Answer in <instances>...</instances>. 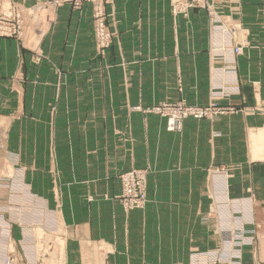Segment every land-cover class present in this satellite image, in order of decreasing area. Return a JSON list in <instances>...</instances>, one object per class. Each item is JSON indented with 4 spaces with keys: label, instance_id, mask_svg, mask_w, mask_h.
Here are the masks:
<instances>
[{
    "label": "crops",
    "instance_id": "0c3cea01",
    "mask_svg": "<svg viewBox=\"0 0 264 264\" xmlns=\"http://www.w3.org/2000/svg\"><path fill=\"white\" fill-rule=\"evenodd\" d=\"M14 1L31 6L45 0ZM209 1L226 23L241 27L232 33L231 42L242 44V50L236 57L235 74L228 75L235 81L230 88L236 94L225 101L264 108V10L260 0ZM113 12L118 38L110 53L117 66L109 72L108 82L102 62L93 58L89 5L80 11L69 4L55 8L36 50L0 38V171L10 166L15 179L29 186L28 195L48 211L61 204L64 264H188L192 251L216 249L215 219L203 224L200 218L215 203L206 170L224 166L229 175L225 200L220 198V202L228 203L230 210L247 205L252 219L245 230L254 240L241 249L242 262L264 264V111L239 112L212 122L185 121L180 162L166 170L155 166L147 178L145 208L127 213L98 195L117 194L119 183L117 179L100 180L111 171L101 158L94 166L82 158L91 133L83 131L81 138L71 131L54 138L41 136L51 132L52 125L55 131L58 125H69L71 130L72 125L101 124L105 116L116 117L118 123L120 109L137 102L130 95L133 76H151L159 85L155 90L165 91V96L155 98L177 99L181 93L191 103L207 102L214 81L208 47L217 34L205 10L173 16L169 0H115ZM166 77H175L171 86ZM123 81L129 87L126 95L120 89ZM178 81L181 92L176 90ZM109 88L111 98L105 94ZM40 137L46 141L42 143ZM91 138L98 143L97 134ZM42 155L51 158L42 162ZM58 155L64 158L57 159ZM55 170L68 174L56 190L50 175L46 188H39L37 173ZM89 171L95 175L84 174ZM28 172H35L36 177L31 174L29 179ZM7 201L6 190L0 186V209ZM90 205L94 215L89 214ZM15 231L16 239L21 238L17 229L12 237Z\"/></svg>",
    "mask_w": 264,
    "mask_h": 264
},
{
    "label": "rangeland",
    "instance_id": "374dc122",
    "mask_svg": "<svg viewBox=\"0 0 264 264\" xmlns=\"http://www.w3.org/2000/svg\"><path fill=\"white\" fill-rule=\"evenodd\" d=\"M114 1L45 0L25 6L14 0H0V38H11L22 47L36 50L41 37L53 20L55 8L69 4L72 9L80 11L85 5H89L94 41L93 58L102 62L105 81L108 82L112 78L109 72L117 66L110 53L113 43L118 38L113 12ZM169 8L173 16H185L193 9L205 10L212 29L216 31L217 35L211 37L208 47L214 81L211 82L208 100L205 104L191 103L180 95L181 93L177 99L155 98L154 95L158 94L165 96V91L155 90L159 85L154 83L153 78L146 75L133 76L131 77L133 83L130 95L136 98L137 102L135 105L130 103L127 107L120 109L118 123H116V117L110 119L109 116H105L101 124L72 125L71 130H69V125H58L56 131L52 125L51 132L47 130L41 135L54 138L57 134L63 136V133L71 131L81 138L83 131L87 134L91 133L87 136L88 141L85 140L87 142L84 148L85 154L81 156L87 161L91 160L92 166L100 158L105 168L110 165L111 171L105 172L103 179L100 180L117 179L119 192L111 195L108 193L98 195L104 201L116 202L124 213L145 208L147 178L155 166L166 170L168 166L172 167L180 162L182 156L180 150L184 147L182 133L185 121L212 122L219 117L239 112L251 114L264 111V108L256 105L250 108L225 101L236 94V91L230 88V84L235 81L229 80L228 75L235 71L236 57L242 50V44L232 43L234 42L232 33L240 30L241 27L237 23H226L223 15L209 0H169ZM260 9L264 10V0H260ZM120 65L123 66V61ZM223 75H225V81L222 80ZM166 78L167 85L171 86L175 77ZM177 84L176 90L181 92L179 81ZM108 86L111 85L108 84ZM127 88L129 87L126 81L120 83V89L121 91L125 89V95ZM105 94L111 98V88ZM146 95L152 98L146 99ZM105 110L111 111L110 108H105ZM62 128L65 130L61 131ZM93 134L99 137L98 143L91 138ZM42 137L40 141L43 143L46 140L44 141ZM191 145L192 143L189 142L188 146L191 147ZM48 158L51 157L39 156L42 162H46ZM56 158L63 159L64 157L58 155ZM4 167L0 171V182L7 184H0V186L6 190L8 201L5 202L4 210L0 209L2 212L0 230L5 228L4 236H1L0 231V264H63L64 228L58 213L61 204H54V207L48 208V211L46 205L28 195L29 186L15 179L16 175L10 166ZM31 174L36 177L35 172H28L29 179ZM37 174L40 178L39 188H46L47 175H50L54 190H56L55 186H59L60 179L68 175L57 170ZM84 174L95 175V171ZM206 174L209 191L213 192L215 203H211L208 213L201 216L200 222L206 224L210 221L209 219H215L217 246L209 252L192 251L189 253L188 264H243L241 249L254 240L245 230L246 224L252 223L250 210L247 205H238V208L235 206L230 210L228 203L220 202L222 199L225 200L224 184L227 180L226 176L229 175L226 167H208ZM221 187L222 190L219 193ZM92 197L88 196L90 200ZM89 214H95L91 205ZM211 221L213 223V219ZM14 229L21 233V238L16 239V231L15 238L12 237ZM54 238H57V241Z\"/></svg>",
    "mask_w": 264,
    "mask_h": 264
},
{
    "label": "bare ground",
    "instance_id": "6f19581e",
    "mask_svg": "<svg viewBox=\"0 0 264 264\" xmlns=\"http://www.w3.org/2000/svg\"><path fill=\"white\" fill-rule=\"evenodd\" d=\"M54 239H56V241H57V238H54ZM61 241V240H60ZM58 245V244H57ZM60 246H61V244H60ZM63 249V248H62ZM59 252V251H58ZM60 253V252H59ZM58 253V255L60 256V254ZM61 254H62V252H61ZM64 257V256H63ZM61 258H59V260H60ZM64 259V258H63ZM60 261H62V260H60ZM59 262V261H58ZM64 262V261H63ZM62 264V263H61ZM64 264V263H63Z\"/></svg>",
    "mask_w": 264,
    "mask_h": 264
},
{
    "label": "built area",
    "instance_id": "2783aa9c",
    "mask_svg": "<svg viewBox=\"0 0 264 264\" xmlns=\"http://www.w3.org/2000/svg\"><path fill=\"white\" fill-rule=\"evenodd\" d=\"M4 230H5V228L3 229V228H1V236L3 235L4 236Z\"/></svg>",
    "mask_w": 264,
    "mask_h": 264
}]
</instances>
